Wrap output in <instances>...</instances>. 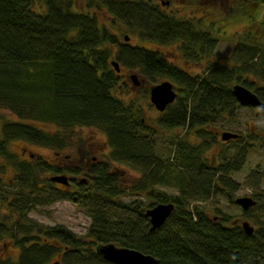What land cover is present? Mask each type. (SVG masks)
Returning <instances> with one entry per match:
<instances>
[{
  "label": "trees",
  "instance_id": "trees-1",
  "mask_svg": "<svg viewBox=\"0 0 264 264\" xmlns=\"http://www.w3.org/2000/svg\"><path fill=\"white\" fill-rule=\"evenodd\" d=\"M34 1L0 0V109L18 117L4 121L0 136V209L19 212L25 223L16 229L0 213V241L21 247L16 262L5 264H48L54 257L52 262L60 259L63 264H113L96 251L98 244L109 242L150 254L160 264H264V168L250 174L257 203L242 214L255 223L253 234L245 232L240 219L217 209L212 215L205 204L217 193H226L234 202L239 184L232 174L243 168L248 147L253 146L248 141L237 146L233 157L226 149L217 169L206 156L216 137L209 127L220 119H234L241 106L232 93L235 83L264 101V35L259 34L264 31V15L256 18L264 0H233L238 10L229 14L247 18L249 29L239 36L226 63L210 61L197 74L158 48L174 45V54L185 64H203L219 43L218 20L167 9L158 0H87L84 9L76 0H44L40 11ZM184 1L197 10L208 2ZM92 8L105 9L141 41L159 46L121 42L100 16L90 12ZM113 60L120 63V72ZM124 69L142 74L146 94L147 85L165 79L176 83L178 98L156 122L165 129L184 127L200 141L178 134L174 157L158 155L156 130L143 107L123 97L125 83L119 80ZM39 121L66 129L80 125L104 130L112 149L110 160L96 161L87 181L72 185L75 191L55 186L52 178L43 188L40 172L80 175L82 169L53 165L41 157L18 160L10 152L9 144L16 139L54 149L68 145L66 136L36 125ZM247 139L264 150L263 138L248 132ZM111 161L140 172L128 189L135 199L121 200L126 191ZM9 165L16 169L12 181L4 179ZM158 185L177 192L157 191ZM44 190L49 191L46 197L40 195ZM54 200L80 201L86 207L92 218L86 236L61 225L45 229L27 218L33 205ZM161 202H173L175 209L162 226L151 230L146 211ZM36 230L43 235H34Z\"/></svg>",
  "mask_w": 264,
  "mask_h": 264
},
{
  "label": "rangeland",
  "instance_id": "rangeland-1",
  "mask_svg": "<svg viewBox=\"0 0 264 264\" xmlns=\"http://www.w3.org/2000/svg\"><path fill=\"white\" fill-rule=\"evenodd\" d=\"M162 3V0H158ZM165 1V0H164ZM76 4L79 8L84 9L87 4V0H76ZM184 0H170L169 7L171 9H184V11H190V8L186 6ZM44 0H35L34 8L38 11L43 10ZM204 16H207L212 20H218L216 28L218 29L217 37L219 38V43L215 49L214 55L209 59H205L204 63L201 64H185L183 60L177 57L176 49L174 45L171 46H160L172 60L179 62L181 66L186 68L188 71L197 74L203 73L205 68L209 65L210 61H216L220 63H226L228 57L232 54L239 36L244 34L249 28H247L245 23L247 22L245 18L240 15L231 16L229 13L231 9L238 10V1L233 0H208L207 4L203 6ZM250 10V9H249ZM193 13L197 15H202L201 10H197L192 6ZM90 12L96 13L100 16V20L103 24L109 27L112 32L117 33L120 37L121 42H125L124 35L129 34L131 43H140L145 47L151 46L156 48L159 46L156 43L141 41L136 35L132 34L127 27L121 25L118 22H114L112 16L105 9L92 8ZM264 15V6L260 7V12L256 11V18L261 20ZM251 25V23L247 24ZM253 25V24H252ZM253 30L254 27L252 28ZM264 35V31L262 33ZM150 48V47H149ZM170 51L171 53H169ZM137 73L141 78L144 79L142 74L136 69H124L120 77V83H125L123 97L126 100L131 98L136 99L137 103L141 105L146 112V118L148 123L156 130L155 141H156V151L157 154L163 158H173L174 154L177 152V143L175 137L180 134L182 136L192 137L194 134L188 135L189 131L186 128L177 129H165L158 125L156 122L161 114V112L152 104L150 100V88L151 85H147L148 93L143 92L141 86H135L129 77L130 74ZM127 83V84H126ZM176 84V83H175ZM121 85V84H120ZM123 85L120 86L122 88ZM178 91V90H177ZM127 92V94L125 93ZM234 119H220L213 125L209 127L214 135H216L213 140V144L206 152V156L209 159H213L214 163H219L220 156H217L219 151L230 149V156L233 157L236 153L235 150L237 146L241 147L244 145L253 144V146L248 147L247 157L243 168L233 174L234 180L240 183L239 190L235 192L234 197L241 196H252L254 192L253 185L251 182L250 174L257 167L264 168V150L255 141H250L247 139V134L250 132L253 136H259L264 139V116L260 109L249 106H240L235 110ZM230 117V116H229ZM229 119V120H228ZM5 120H18V117L11 112L9 109H0V136H2V126ZM36 125L43 127L52 131L53 133H60L62 136L67 137L68 145L63 149L47 148L40 145L32 144L23 139H16L10 142L9 150L11 153L16 155L18 160L39 158L41 157L50 164H57L62 167L73 166L82 169L80 175H75V181L79 180L87 181V172L93 166L96 161H109L111 157V147L108 143V137L104 130L95 126H74L69 128H63L53 122H35ZM223 130H232L236 132H241L246 135L245 139L241 143H236L235 141L228 142L226 145L221 146L219 142L221 141V132ZM215 132V133H214ZM218 133V136H217ZM197 139V140H196ZM192 137V141H199L200 139ZM248 141V142H247ZM111 168L115 169L116 172L121 174L120 185L124 187L125 191L128 193L122 194V201H129L130 199H135L136 195L129 194L128 189L130 186L140 178L141 174L139 171L129 167L128 165L111 161ZM16 173V169L9 165L6 173L4 175L5 180L12 181ZM57 173L54 172H40L39 180L41 186L45 188L48 185V180L51 176ZM54 182V181H53ZM75 183V182H73ZM60 188L64 186L57 184ZM262 187H264V181L262 182ZM65 188V187H64ZM72 186L69 188L71 189ZM73 189V188H72ZM127 189V190H126ZM157 191L165 190L170 193H176L177 190L174 187L158 185ZM73 191V190H72ZM44 197L49 195V191L44 190L40 195ZM208 212L212 215L217 212L225 213L231 215L237 219L242 220L243 209L240 205L232 202L226 193H217L213 195L207 202ZM6 206V204H4ZM257 214H261L260 210H256ZM2 215H7L9 224L14 226L16 229L19 228L20 224H25L21 214L19 212L7 210L5 207L0 209ZM28 219L36 221L38 226L43 228L54 227L56 225H61L72 232H74L79 237H84L87 234V230L91 223V216L89 215L86 207L80 201L71 200H54L47 204H35L33 208L30 209L28 213ZM251 221V224L255 226V223ZM43 235V232L36 230L34 235ZM23 234L20 235L22 237ZM88 239V238H86ZM21 247L15 244L13 241L6 243L5 241H0V264H5L7 260H13L16 262L17 257L20 253ZM56 257L53 258V260ZM51 260L48 264H50ZM95 263V261H93Z\"/></svg>",
  "mask_w": 264,
  "mask_h": 264
},
{
  "label": "water",
  "instance_id": "water-1",
  "mask_svg": "<svg viewBox=\"0 0 264 264\" xmlns=\"http://www.w3.org/2000/svg\"><path fill=\"white\" fill-rule=\"evenodd\" d=\"M124 37L126 41L131 39L128 34ZM112 64L116 71L119 72L121 70L118 61L113 60ZM129 76L135 86H141L143 84V79L137 73H132ZM232 93L240 105L260 108L264 116V101L261 100L256 92L241 83H235L232 86ZM177 96L178 92L171 80H163L152 86L150 89V100L161 112L165 111L170 104L175 102ZM221 137L223 140H230L233 138H239L240 134L226 130L222 132ZM52 180L66 185L70 183L66 174L54 175L52 176ZM236 203L240 204L244 210H249L256 205L257 201L251 196H241L236 198ZM174 209L175 204L173 202H161L149 208L146 211V216L150 218L152 225L151 230L162 226ZM242 227L249 235L255 232V227L249 220H243ZM96 251L105 260L113 264H160V260L150 254H146L134 248L118 246L113 242L98 244ZM51 264H63V262L61 260H55Z\"/></svg>",
  "mask_w": 264,
  "mask_h": 264
},
{
  "label": "flooded vegetation",
  "instance_id": "flooded-vegetation-1",
  "mask_svg": "<svg viewBox=\"0 0 264 264\" xmlns=\"http://www.w3.org/2000/svg\"><path fill=\"white\" fill-rule=\"evenodd\" d=\"M162 6L163 7H165V8H170L169 7V5H170V0H162ZM186 6H188L189 8H190V11L189 12H192L193 13V11H192V6H190V5H187L186 4ZM177 10H181V11H184V9H177ZM186 11V10H185ZM201 12H202V16H204V12H205V9L203 10L202 8H201ZM143 83H144V80H143ZM176 87V86H175ZM176 90H177V88H176ZM210 131L211 132H213L211 129H210ZM215 133V132H214ZM241 136V138H239V139H231V140H229V141H225V140H223V139H221V141L219 142V144L221 145V146H224V145H226L228 142H231V141H234V140H240V139H243L244 138V134H240ZM217 136H218V133H217ZM200 141V140H199ZM226 150H221V151H219V153L217 154V156H220V154L221 153H223V152H225ZM230 155V154H229ZM212 160V164H211V166H212V168H218L217 167V165L220 163H217V164H215L214 163V161H213V159H211ZM238 172V171H237ZM234 173H236V172H233V174ZM60 174H62V173H60ZM63 174H66L68 177H69V180H70V184H68V185H64V184H62V183H58V182H55L56 184H60V185H62V186H64L62 189H69L73 184H75V183H79V182H86L85 180H79L78 182H76L75 180V175H73V174H71V173H63ZM217 174H219V173H217ZM233 174H232V176H233ZM73 182H75V183H73ZM238 184H239V187H240V183L238 182ZM70 190V189H69ZM71 190H73V191H75V189H72L71 188ZM249 196H251V195H249ZM252 197H253V193H252ZM243 212H244V210H243ZM243 212H242V214H243Z\"/></svg>",
  "mask_w": 264,
  "mask_h": 264
}]
</instances>
